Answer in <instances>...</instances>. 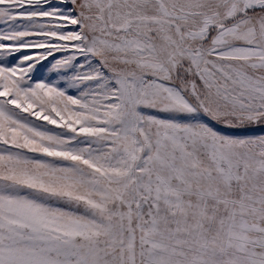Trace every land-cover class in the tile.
Returning <instances> with one entry per match:
<instances>
[{
	"label": "snow or ice",
	"instance_id": "1",
	"mask_svg": "<svg viewBox=\"0 0 264 264\" xmlns=\"http://www.w3.org/2000/svg\"><path fill=\"white\" fill-rule=\"evenodd\" d=\"M0 264H264V0H0Z\"/></svg>",
	"mask_w": 264,
	"mask_h": 264
}]
</instances>
